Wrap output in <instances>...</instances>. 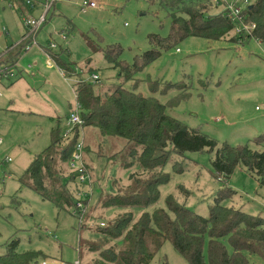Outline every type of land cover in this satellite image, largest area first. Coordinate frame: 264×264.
<instances>
[{"label":"rangeland","instance_id":"374dc122","mask_svg":"<svg viewBox=\"0 0 264 264\" xmlns=\"http://www.w3.org/2000/svg\"><path fill=\"white\" fill-rule=\"evenodd\" d=\"M84 1L56 0L47 11L43 26L34 33L35 41L23 49L21 58L12 66L13 73H2L0 77V98L16 104L11 106L10 101H4L0 109V254L6 253L15 241L16 252L34 251L40 263H90L96 254L89 250V245L98 237L97 224L111 221L126 209L103 207V198L118 194L132 183L129 173L133 170L120 166L124 149L118 140H102L95 128L80 130L91 180H77L70 185L77 198L88 199L86 209L92 218L82 232L74 210H59L18 180L34 156L51 143V128L58 125L65 136L73 135L67 117L76 104L73 83L89 79L100 91L123 81L122 71L109 64L101 51L92 52L87 38L102 48L114 45L118 58L132 65L137 55L152 47L149 34L165 38L170 33L171 10L162 6V0H88L96 6L81 8ZM47 2L0 0V46H7L5 41L8 46L21 42L28 30L26 20L39 19ZM202 8L208 14L222 9L209 2L202 3ZM235 33L231 31L222 39H182L145 65L134 80L123 84L149 95L154 81L170 84L183 80L191 85L190 95L168 108L169 114L220 144H248L261 149L253 140L264 135V110L256 109L264 104V42L255 38L236 42L231 39ZM37 50L40 52L36 53ZM50 53L60 55L76 73L65 71V80L56 79L52 70L57 71V67ZM2 68L4 65L0 64ZM93 73L99 80L91 78ZM166 91L156 92L162 103L178 93L176 86ZM11 93L13 99L8 97ZM86 147H91L90 152ZM112 154H116L115 160L108 158ZM214 156L215 151L207 150L172 156L165 167L171 179L160 186L161 197L156 205L165 207L166 197L179 193L178 187L182 185L190 195L181 202L200 215L208 216L216 198L228 192L219 200L221 205L241 208L263 218L264 185L259 184L257 176L238 166L230 178H218L212 165ZM177 162L183 166V173L174 170L173 164ZM64 167L66 174L71 171L69 163ZM141 172L145 177L142 170L138 173ZM80 238L87 243L83 245L82 259L78 251ZM226 245L231 251L230 244ZM156 254L150 264H190L171 241H166ZM249 264H264V260L250 255Z\"/></svg>","mask_w":264,"mask_h":264},{"label":"trees","instance_id":"16d2710c","mask_svg":"<svg viewBox=\"0 0 264 264\" xmlns=\"http://www.w3.org/2000/svg\"><path fill=\"white\" fill-rule=\"evenodd\" d=\"M205 2L210 3V0H162V6L171 10L170 33L165 38L149 34L152 47L137 55L132 65L118 58L114 45L102 48L87 38L92 52L101 51L109 64L122 71L120 78L123 81L118 86L104 87L100 91L89 79L75 82L76 99L81 103L84 123L73 128L72 136L61 133L58 125L53 127L51 143L34 156L18 178L22 186L30 187L59 210H74L82 232L88 227L86 222L92 218L86 209L88 199L77 198L70 185L79 179L74 171L66 174L64 164H68L73 156L82 128H95L102 140L106 137L118 140L124 149L120 166L133 170L129 173L132 183L118 194L107 195L102 204L105 208L126 209L104 225L97 224L95 231L98 237L89 245V250L96 254L92 262L84 264H150L166 241H171L190 264H249V257L254 254L264 260V217L234 206L221 205L219 200L228 192L216 198L208 216L196 213L181 202L182 198L190 195V191L182 185L178 187L181 194L170 193L166 197L165 207L156 205L161 197L160 186L171 179L169 172L165 171L169 160L175 154L183 156L187 151H215L212 165L218 178H230L238 166H243L257 176L261 186L264 185V135L253 140L262 146L261 149H253L248 144H220L217 139L169 114L168 108L175 107L190 95L191 85L183 80L170 84L154 81L149 95L123 84L134 80L145 65L182 39L191 36L222 39L234 31L237 23L230 10L221 9L215 14H208L202 8ZM242 15L254 24V28L250 33H235L231 39L237 42L255 38L264 42V0H250V4L242 9ZM34 36L30 33L20 43L6 49L0 56V64L4 65L2 73H10L23 49L34 41ZM50 55L60 69L76 73L60 55ZM171 86H176L178 93L162 103L156 92L166 94ZM86 148L90 152L91 147ZM115 155L108 158L115 160ZM173 168L180 173L184 171L179 162L174 163ZM139 170L146 176L142 177ZM78 202L82 205L78 206ZM138 210L142 212L136 217ZM81 239L78 251L82 259L83 245L87 243ZM226 242L230 244L231 251ZM14 248L15 241L6 253L0 254V264H42L38 253H19Z\"/></svg>","mask_w":264,"mask_h":264},{"label":"built area","instance_id":"2783aa9c","mask_svg":"<svg viewBox=\"0 0 264 264\" xmlns=\"http://www.w3.org/2000/svg\"><path fill=\"white\" fill-rule=\"evenodd\" d=\"M56 0H48V2L45 4V11L41 14L40 18L35 19H27L26 25L29 28V32L26 33L25 37L28 36L30 33H35L40 29V27L43 26V23L46 21L47 11L51 7L52 4L55 3ZM210 4H213L214 6H221L224 10H230V13L236 21V26L234 28V31L236 33H242L245 31L246 33H250L251 30L254 28V24L249 22L248 20L243 18L242 15V9L247 5L250 4V0H210ZM86 5L95 7L96 3L94 1H84L82 3V7L84 8ZM35 41V40H34ZM52 47H55V45L51 44ZM1 69H0V77H1ZM63 74L65 72L63 71ZM91 78L95 81L99 80V76L95 73L92 74ZM1 94V92H0ZM257 110L263 109L264 110V104H262L260 107H256ZM81 110L82 106L79 101L76 99V104L73 108V110L69 114V124L72 125L74 128L76 125L82 126L84 123V119L81 116ZM72 131V130H71ZM82 134V133H81ZM80 134V135H81ZM81 139L78 140L75 146V152L73 153V156L71 157L70 161L68 162L71 168V171H74L77 175V179H79L80 182L86 183V181H90L91 178H89V174L86 171L85 163H84V140L82 135L80 136ZM82 203L78 202V206H81ZM104 225V223H101ZM48 261H43L42 264H47ZM52 264V263H50ZM62 264H82L81 260H78L75 263H69V262H63Z\"/></svg>","mask_w":264,"mask_h":264},{"label":"crops","instance_id":"0c3cea01","mask_svg":"<svg viewBox=\"0 0 264 264\" xmlns=\"http://www.w3.org/2000/svg\"><path fill=\"white\" fill-rule=\"evenodd\" d=\"M13 1H18V0H13ZM64 38H65V36H64ZM24 39V38H23ZM20 43V42H19ZM3 44V43H2ZM4 45H7V46H5V47H2V46H0V56H2V54L6 51V49H8V48H10V45L11 44H9V46H8V43H7V41H5L4 42ZM12 47V46H11ZM48 51V50H47ZM40 51L39 50H37L36 51V53H39ZM49 55V57H51V55L50 54H48ZM21 58V57H20ZM19 58V59H20ZM51 59H53L52 57H51ZM54 61V60H53ZM55 62V61H54ZM48 63L49 64H51L50 63V61L48 60ZM56 64V63H55ZM56 67H57V71L54 69V70H52V69H50V70H52L53 71V76H55V78L56 79H59V80H65L66 79V75H64L63 74V71L64 70H62V69H60V67L56 64ZM65 72V71H64ZM10 73L12 74L13 72L12 71H10ZM9 73V74H10ZM66 74V73H65ZM73 89H74V92H75V86H74V83H73ZM1 92V91H0ZM13 93H11V94H9V96L8 97H12V99H13ZM75 95H76V92H75ZM5 101V103H7V101H10V100H7V99H2V98H0V109L2 110L3 108H2V106H3V102ZM12 101V100H11ZM10 101V104L9 105H11V106H15L16 104L14 103V102H11ZM28 104V103H27ZM72 106V105H71ZM0 110V111H1ZM1 113V112H0ZM70 114V113H69ZM68 114V115H69ZM68 115H67V117H68ZM52 129V128H51ZM85 134V133H84ZM31 162V161H30Z\"/></svg>","mask_w":264,"mask_h":264}]
</instances>
